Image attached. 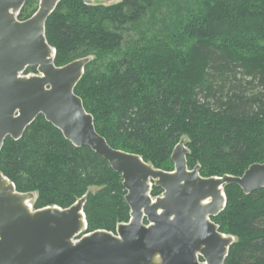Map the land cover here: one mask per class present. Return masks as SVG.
Wrapping results in <instances>:
<instances>
[{
	"label": "trees",
	"instance_id": "obj_1",
	"mask_svg": "<svg viewBox=\"0 0 264 264\" xmlns=\"http://www.w3.org/2000/svg\"><path fill=\"white\" fill-rule=\"evenodd\" d=\"M36 2L26 0L17 19ZM45 39L57 67L88 59L74 94L112 148L172 171L184 139L187 168L205 178L264 162V0H60ZM0 173L34 195L33 209H66L86 195L85 233H114L129 221L121 175L41 115L20 139L5 138ZM223 192L225 207L211 220L234 239L224 264H264V187Z\"/></svg>",
	"mask_w": 264,
	"mask_h": 264
},
{
	"label": "water",
	"instance_id": "obj_2",
	"mask_svg": "<svg viewBox=\"0 0 264 264\" xmlns=\"http://www.w3.org/2000/svg\"><path fill=\"white\" fill-rule=\"evenodd\" d=\"M59 1L39 0L21 21L26 0H0V151L5 138L20 139L43 116L73 146L89 147L121 175L129 221L114 233H85L86 195L66 209H33L34 195L17 192L0 173V264H224L233 237L211 220L225 207L223 187L235 184L245 194L261 189L264 162L241 176L205 178L198 166L187 168L183 141L170 156L172 171L109 146L74 94L88 59L57 67L45 39V22ZM27 67L37 74L22 75ZM153 186L162 191L154 199Z\"/></svg>",
	"mask_w": 264,
	"mask_h": 264
},
{
	"label": "rangeland",
	"instance_id": "obj_3",
	"mask_svg": "<svg viewBox=\"0 0 264 264\" xmlns=\"http://www.w3.org/2000/svg\"><path fill=\"white\" fill-rule=\"evenodd\" d=\"M117 2H120V0H111V1H106V0H93L91 4H104V5H109V4H114V3H117ZM38 3H39V0H37V2L35 3V5L33 6V8H36V10L38 8ZM146 28L147 27H143L142 28L143 29V32H145V33H146V30H145ZM146 34H147V36L150 35V33H146ZM135 35H137V33H135ZM181 141H183V143L185 142L184 139L181 140ZM153 199H154V197H153ZM30 203H32V200L30 201ZM233 241H234V239H233Z\"/></svg>",
	"mask_w": 264,
	"mask_h": 264
},
{
	"label": "flooded vegetation",
	"instance_id": "obj_4",
	"mask_svg": "<svg viewBox=\"0 0 264 264\" xmlns=\"http://www.w3.org/2000/svg\"><path fill=\"white\" fill-rule=\"evenodd\" d=\"M23 74H24V73H23ZM23 74H22V75H23ZM29 74H37V72H36V73H29ZM29 74H27V75H29ZM24 75H25V74H24ZM115 230H116V229H115Z\"/></svg>",
	"mask_w": 264,
	"mask_h": 264
}]
</instances>
